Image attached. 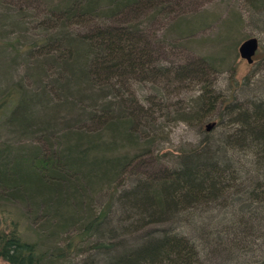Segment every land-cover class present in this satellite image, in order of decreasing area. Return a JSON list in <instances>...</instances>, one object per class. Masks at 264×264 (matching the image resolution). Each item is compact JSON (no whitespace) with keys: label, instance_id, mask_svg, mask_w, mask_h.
I'll return each instance as SVG.
<instances>
[{"label":"trees","instance_id":"1","mask_svg":"<svg viewBox=\"0 0 264 264\" xmlns=\"http://www.w3.org/2000/svg\"><path fill=\"white\" fill-rule=\"evenodd\" d=\"M176 2L63 0L44 20L26 59L35 58L28 77L39 84L0 100V122L40 146L0 143V199L40 209L66 236L43 248L10 213L3 264L63 263L85 243L102 264H264V89L237 102L214 88L210 58L163 64L143 25ZM243 2L264 28V0ZM9 45L0 43V57ZM146 83L152 95L140 100L132 85ZM173 111L198 129L214 119L225 134L207 133L157 167L141 142L153 144L156 114ZM149 160L156 170L140 173Z\"/></svg>","mask_w":264,"mask_h":264},{"label":"rangeland","instance_id":"2","mask_svg":"<svg viewBox=\"0 0 264 264\" xmlns=\"http://www.w3.org/2000/svg\"><path fill=\"white\" fill-rule=\"evenodd\" d=\"M62 1L0 0V43L11 44L0 57V100L11 92L12 97H17L20 88L28 93L36 89L38 80L36 83L28 77L34 73L35 59L33 57L30 61L26 60L28 46L43 38L46 34L44 20L53 15ZM186 21L194 26L184 32L179 31ZM143 26L151 37V48L160 55L163 64L168 62L167 57L179 62L207 57L213 62L210 70L214 88L225 97L233 96L237 102H244L256 96L259 98L263 94L264 28L257 23L253 24L243 0H177ZM47 30L51 32L50 29ZM251 37L258 39L259 49L253 58L254 62L249 65L239 57L238 47L242 41ZM151 88L148 83L132 85L134 95L140 100L152 95ZM192 89L182 92L180 96H174L172 103L179 98L186 100L196 95L198 87ZM179 108L180 105L175 110ZM32 110L34 116L38 115L37 108ZM156 117L160 128L159 135L153 144L142 141L140 149L150 152L148 159L152 156L158 159L157 167L171 166L177 154L197 146L207 133L215 137L225 134L223 126H214L217 124L214 119L198 129L179 121L174 111L168 117L160 116L159 113ZM3 119L0 122V143H9L14 149L26 150L40 146L30 138L15 134ZM207 127L214 129L207 132ZM147 166L141 167L140 173L144 170H156L154 161L149 160ZM96 198L98 203H103V199H106L105 193H97ZM96 198L94 197L95 202ZM0 210L4 211L0 214V227L5 226L8 215L12 213L14 219L19 220L24 236L32 241L42 240L43 248L61 245V240L66 236L54 234L56 221L44 218L40 209L28 208L19 201L11 204L0 199ZM209 211L210 214L217 215L218 210ZM110 219L113 223L114 219ZM88 248L89 243L82 244L66 262L59 264H102L101 257H97L95 251L83 252ZM0 264H3L1 260Z\"/></svg>","mask_w":264,"mask_h":264},{"label":"water","instance_id":"3","mask_svg":"<svg viewBox=\"0 0 264 264\" xmlns=\"http://www.w3.org/2000/svg\"><path fill=\"white\" fill-rule=\"evenodd\" d=\"M258 49V39L256 37H251L241 42L238 47V54L242 60H245L247 64L251 65L254 62L253 58L256 55ZM206 129L208 131L210 127H207Z\"/></svg>","mask_w":264,"mask_h":264}]
</instances>
